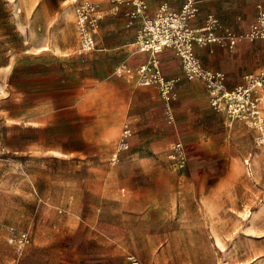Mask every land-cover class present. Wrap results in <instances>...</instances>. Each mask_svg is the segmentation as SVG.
I'll return each mask as SVG.
<instances>
[{
  "label": "crops",
  "instance_id": "0c3cea01",
  "mask_svg": "<svg viewBox=\"0 0 264 264\" xmlns=\"http://www.w3.org/2000/svg\"><path fill=\"white\" fill-rule=\"evenodd\" d=\"M79 1L19 2V11L24 9L26 13L25 49L14 53L10 66L17 106L10 114L13 122L21 125L23 144L13 146L7 140L12 132H6V138L1 133L0 152L31 156L39 160V169L44 172L49 171L50 160L56 158L60 164L55 179L41 172L33 173L29 184L26 182L29 191L25 198L37 209L25 217L47 220L50 207L59 208L71 197L75 200L88 194L108 198V187L115 185L112 179L108 183V172L112 178L114 171H164L171 164L176 186L195 200L200 195L201 202L208 199L210 173L215 172L216 183L211 188L216 193V188L229 180L234 158L245 160L248 174L255 181L260 165L254 156L259 131L216 109L206 80L189 78L174 48L167 47L155 55L139 51L135 42L142 23L139 19L130 22L126 14L130 5L91 0L96 3L94 16L98 21L96 47L81 51L75 13ZM146 2L153 15L163 3L180 10L185 0ZM199 8L198 15L190 21L192 26L201 27L215 16L219 20L217 34L232 31L245 35L234 49L219 42L195 46L204 70L220 74L225 88L233 90L246 74L264 66V38L249 36L264 11V0H199ZM152 58L158 60L162 75L174 81L169 101L157 85H138L135 79L116 72L121 65L137 67ZM126 128L130 130L125 138L128 148H123L120 142ZM178 143L183 146V150L176 151L184 157L183 166L169 157ZM82 157L89 161L82 162ZM66 161L77 170L83 163L98 178L73 179L70 184L61 169ZM6 183L10 182L0 186H12ZM48 186L56 189H43ZM70 186L74 188L73 196L65 190ZM7 191L10 190L3 193ZM16 228L34 235L32 225ZM47 231V226L40 225L36 237L24 254L18 252V258L11 255L15 246L8 242L0 248H4L0 264H72L54 261L49 252L36 250L42 244L41 235ZM6 232L9 234L8 229ZM101 233L108 238V231Z\"/></svg>",
  "mask_w": 264,
  "mask_h": 264
},
{
  "label": "rangeland",
  "instance_id": "374dc122",
  "mask_svg": "<svg viewBox=\"0 0 264 264\" xmlns=\"http://www.w3.org/2000/svg\"><path fill=\"white\" fill-rule=\"evenodd\" d=\"M19 2L0 0V138L1 133L6 138V132H12L7 140L13 146L23 144L21 125L14 123L10 114L17 108L10 66L14 53L25 49L26 13L19 11ZM26 134L32 136L31 132ZM254 156L260 158L255 181L245 160L234 158L229 180L216 188V193L211 188L216 183L215 172L210 173L204 202L200 195L195 200L176 186L169 164L164 171H114L112 178L108 172V183L112 179L115 184L108 187V198L88 194L75 200L71 197L59 208L50 207L47 220H29L25 215L37 206L25 198L27 183L33 173L43 172L55 179L60 164L54 158L49 171L44 172L39 169V160L31 156L0 152V185L12 184L0 186V248L9 242L6 230L10 226L23 229L32 225L33 240L41 225L48 231L41 235L42 244L36 250L49 252L54 261L134 264V256L138 264H264V144L257 143ZM82 158V162L89 161ZM61 169L70 184L73 179L98 178L83 163L77 170L66 161ZM66 189L73 196L74 188ZM4 190L10 191L4 194ZM104 231H108V238L101 233ZM11 255L19 257L16 248Z\"/></svg>",
  "mask_w": 264,
  "mask_h": 264
},
{
  "label": "built area",
  "instance_id": "2783aa9c",
  "mask_svg": "<svg viewBox=\"0 0 264 264\" xmlns=\"http://www.w3.org/2000/svg\"><path fill=\"white\" fill-rule=\"evenodd\" d=\"M110 1L131 6L126 13L130 22L141 20L142 25L135 42L139 51L155 55L167 47L174 48L182 58L187 76L189 78L202 77L206 80L212 95V105L225 112L231 120H243L250 127L257 129L259 131L258 143L264 144L260 143L262 138L264 140V66L255 72L246 74L241 84L229 90L225 88L223 77L220 74L204 70L201 59L195 51L196 45H206L211 42H219L234 49L237 41L245 35H238L232 31H227L225 35L217 34L215 29L219 25V20L215 16H210L201 27L192 26L190 21L198 15L200 10L199 0H185L180 10H175L168 3H163L153 15L148 11L146 0ZM95 11L96 3L91 0H81L75 6L81 51L96 47L95 34L98 21L94 16ZM249 36L253 39L264 38V11L260 12ZM116 72L119 76L127 75L135 79L138 85H157L164 99L169 101L172 98L174 81L162 75L156 58L137 67L121 65ZM129 133L128 128L123 132L124 138L121 142L123 148H128L125 138ZM173 149L174 152L169 155L170 159L181 161L183 166L184 157L176 152L183 150L182 144H176ZM8 233L9 243L14 244L20 254L26 246L32 243V235L29 231L18 230L10 226ZM131 260L134 264L139 263L134 256Z\"/></svg>",
  "mask_w": 264,
  "mask_h": 264
},
{
  "label": "bare ground",
  "instance_id": "6f19581e",
  "mask_svg": "<svg viewBox=\"0 0 264 264\" xmlns=\"http://www.w3.org/2000/svg\"><path fill=\"white\" fill-rule=\"evenodd\" d=\"M47 46V45H46ZM262 137H260V139H261ZM260 143H264V140H263V138H262V140L260 141ZM257 159V158H256ZM259 161H260V158H259ZM258 161V162H259ZM256 173V172H255ZM253 174H254V171H253Z\"/></svg>",
  "mask_w": 264,
  "mask_h": 264
}]
</instances>
